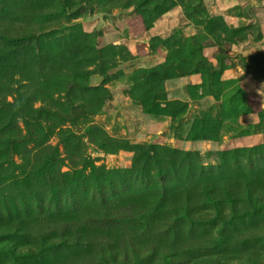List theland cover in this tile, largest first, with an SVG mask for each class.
I'll list each match as a JSON object with an SVG mask.
<instances>
[{
	"label": "rangeland",
	"instance_id": "374dc122",
	"mask_svg": "<svg viewBox=\"0 0 264 264\" xmlns=\"http://www.w3.org/2000/svg\"><path fill=\"white\" fill-rule=\"evenodd\" d=\"M193 185L234 188L245 211L166 251L264 264V0H0V264H101L98 246L42 253L14 225L152 197L157 220Z\"/></svg>",
	"mask_w": 264,
	"mask_h": 264
},
{
	"label": "trees",
	"instance_id": "16d2710c",
	"mask_svg": "<svg viewBox=\"0 0 264 264\" xmlns=\"http://www.w3.org/2000/svg\"><path fill=\"white\" fill-rule=\"evenodd\" d=\"M222 184V183H221ZM185 198L183 204L167 203L164 207V218L151 219L157 210L158 197H152L148 201H136L123 204L122 202L106 204L96 209H90L87 214H75L64 220H43L29 226L24 223L14 225L12 233L29 237L40 245L41 252L53 251L62 247H68L75 251L98 246L102 256L101 264H131L129 255H140L142 252H150L156 255L161 252L163 260L170 264H188L181 254H188L193 247L188 249L168 252L165 246L172 241L174 250L182 247L181 235L183 226L194 227L207 222L224 219V207L230 208V213L238 210L245 211V204L240 205L243 193L234 188H212L204 185L187 186L179 192ZM251 193L244 198L251 199ZM208 202L210 209L217 215L206 212L202 204ZM241 206V207H239ZM203 211V212H202ZM147 219L140 230L142 234L135 236L127 231H122L118 236H113V230L120 231L132 221ZM96 231L104 232L102 236L93 235ZM88 232H91L89 235ZM207 248V247H206ZM124 257L119 263V255ZM33 251H27L25 257L35 255ZM16 256V254L14 253ZM179 258V259H178ZM86 262V261H85ZM81 264H86L81 261ZM92 264V263H90Z\"/></svg>",
	"mask_w": 264,
	"mask_h": 264
}]
</instances>
